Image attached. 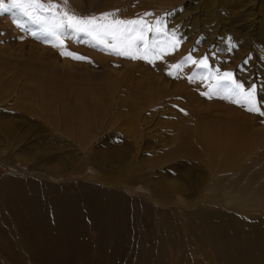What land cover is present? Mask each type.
Returning a JSON list of instances; mask_svg holds the SVG:
<instances>
[{"label": "rangeland", "instance_id": "obj_1", "mask_svg": "<svg viewBox=\"0 0 264 264\" xmlns=\"http://www.w3.org/2000/svg\"><path fill=\"white\" fill-rule=\"evenodd\" d=\"M44 2L48 3V0ZM51 2L65 7L63 0ZM67 8L80 16L112 13L120 19L143 18L153 26L160 20L165 32L169 35L175 33L180 46L174 53L156 58L153 63L112 54L102 46H96L94 41L87 42L86 37L77 40L72 33L62 37L65 45L62 49L54 47V41L46 42L51 37L44 34L43 24L24 9L14 8L0 15V264H33L23 249V230L14 224L3 203L6 194L12 192H4L2 188L11 180L23 181L25 185L28 180L48 181L62 187L70 184L72 189L68 185L64 192L78 198L81 209L87 212L85 215L80 209V218L86 216L83 219L87 222L81 224L89 227L90 236L96 234L91 229L98 208L102 204L106 209L111 208V213L106 212L111 218L107 222L114 224L113 221L118 219L117 224L121 226L132 223L137 232L144 233L133 242L135 249L131 250L132 240L124 245L130 255L146 235L150 239L144 246L149 249L157 246L155 237L159 219L156 216L160 209L162 212L171 211V216L177 219L172 225L177 235H185L181 214L200 207L234 213L243 211L247 215L244 220L251 223L254 214L242 209L243 205L231 199V194L213 195L211 172L216 171L217 175L213 173V176H216L217 184V176L233 171L248 161L246 159L250 161L254 156H260V159L264 156V117L256 114L255 124L245 129L242 136L227 113L230 110L237 115L240 113L247 118V124H251L249 116L253 114L244 107L233 104L209 117V123H216L209 124L210 134L216 139L210 146L216 144V148L206 162V166L211 163L208 169L198 158L196 148L190 147L198 144L193 112L214 114L216 101L222 106L230 101L214 94L203 95L209 91V85L215 84L214 80L203 77L216 73L217 69L219 74L232 72L234 79L246 88L256 85L258 100L264 104V0H68ZM148 36L150 42L167 39L155 32ZM62 51L79 54L87 60L61 55ZM189 54L197 61L207 55L211 73L185 62L184 58ZM176 63H181L182 67L174 71L171 65ZM169 71L174 74L169 75ZM190 76L193 77L191 80ZM3 120L10 123L14 135L7 137L1 130ZM52 126L66 127L67 133L62 138L71 144L58 150L59 157L50 161L49 149L56 148L57 144L50 135L62 134ZM201 133L209 132L204 129ZM188 135L190 146L185 145ZM114 136L119 140H113ZM38 142L44 144L43 156L35 158L30 152L40 145ZM103 144L127 150L124 159L114 162L119 165L117 175L138 168L141 176L134 175V181L126 178L110 180L104 176L111 171L106 170L103 163L90 159ZM62 154L65 155L62 163L66 161L67 170L56 174L48 165L58 163ZM75 158L82 169L79 164L73 168ZM155 179L164 185L172 184L167 188L174 192L171 198L166 199L164 194L155 195ZM191 180L202 182L199 194L194 196H190L193 193L184 186ZM95 181L108 187L97 185L102 195L87 196L90 193L88 188L96 185ZM257 184L254 183L253 187ZM230 185L228 182V187ZM233 185L239 186L237 183ZM90 190L96 191L94 188ZM24 191L30 193L28 188ZM118 201L121 204H117ZM112 204H116V208ZM109 214L116 216L112 219ZM5 215H8L6 221L3 220ZM89 252V256H93V252ZM203 257L195 249L190 260H203Z\"/></svg>", "mask_w": 264, "mask_h": 264}, {"label": "bare ground", "instance_id": "obj_2", "mask_svg": "<svg viewBox=\"0 0 264 264\" xmlns=\"http://www.w3.org/2000/svg\"><path fill=\"white\" fill-rule=\"evenodd\" d=\"M186 81L187 79L184 80V83H186ZM233 104L235 103L232 102L231 104L230 101H226L224 106H222L219 101H216V106L213 109L216 113L214 114L213 112L211 114H202L200 112L195 111L194 113L192 111L193 116L195 117V127L198 131V144L197 146H192L190 148H196V154L199 156L197 157L204 161L206 169L211 166L210 162L206 166L209 155H211L216 148V144L210 146L211 141H216V139L210 134L209 124L214 122L210 121L209 123V117L220 113L222 110H227V107H232ZM237 107L235 108L236 110ZM227 114L231 116L229 120L236 123L237 133L241 136L245 129L251 128L252 125L255 124L253 120L254 116L256 118V113H252L253 115L249 116L250 120H252L251 124H247V118L240 116V113L237 115L236 112L230 110ZM214 117L217 121H220L218 117ZM60 123L56 124L60 126ZM214 125H216V123H214ZM65 128L59 129L57 126H52V129L61 131L62 134L57 133V136L50 135V139H54L55 143H57V149L53 147L49 149L48 154H50V161L59 157V154L56 153L58 150L64 149L65 146L71 144L62 138V135H66L67 133ZM204 129L209 133H201ZM1 130L5 132L7 137L14 135L12 126L6 120L2 121ZM114 138L113 140H119L115 136ZM220 142L223 143L224 141L221 140ZM38 144L40 145L36 147L33 152H30L35 158L43 156L41 152L42 148H44V144L41 142H38ZM185 145L190 146L189 135L185 138ZM121 148L119 146L111 148L108 144L100 145L98 149L91 154L90 159L99 162L100 164L103 163L104 168L106 167V170L109 169L111 171V173L104 175L110 180L126 178L134 181V175L138 177L141 176V170L138 168L133 167L134 169H130V172L128 173L120 172L121 174L119 175L116 173L119 165L116 166L117 163L115 165L114 162L119 159H124V157L127 156V150L124 149L125 151H123ZM232 154L234 153H230L229 155ZM193 157L195 158L196 156ZM8 158L12 159V156H8ZM63 158H65V155L62 154L58 163L53 165L49 163L48 165L56 174L67 170L68 165L66 161L62 163ZM101 159H103L102 162ZM76 160L77 159L75 158L72 162L73 168L79 164L78 166L82 169L80 162H76ZM246 160L248 161L242 162L233 171L217 176V184L215 183L216 176H213V173L216 174V171L213 173L211 172L214 180L211 189L214 196L220 197L223 194H231V199L233 198L235 201H239L240 205H243L242 209L251 210L248 211L250 214H254V217L250 220L251 223L244 220L247 219V215L244 214L245 212L242 213L243 211H240V213H234L232 211L230 212V210H224L225 212L220 211V209L218 211H213L211 209L200 207L192 212L184 211L181 214L183 220L182 223H185L186 227H184L185 235H183V233L177 235L172 229V225H175L177 219L174 218V216H171V211L166 210L165 212L163 210L164 212H162V209H160L156 216V219H159V224H157L158 231L156 237L154 236L157 241V246H155V248L150 247V249L144 246L148 245L150 239L149 236L146 235L143 238V242H140L141 246H138L139 249L137 248L134 250L135 252H131V255L124 245L132 240L131 250L135 249L133 242L136 239H140V236L144 233L137 232L132 223L128 226H121L117 224L118 219L113 221L114 224L107 222V220H110L111 218L106 212H109L111 208L106 209L105 206L102 207L103 204H100L101 208H98L99 213L97 214V211L96 217L94 216L95 223L92 229L90 228L96 234L94 236L88 235L89 227L81 224H85V221L87 222V220L84 221L83 218L86 216L82 213L81 214L84 217L82 219L80 218L81 204L79 199L74 197L73 194L66 195V192H64L68 188V185L71 188L68 183L62 187L63 185L59 186L56 183H49L48 181L28 180L26 185L20 180L7 181L4 183L2 189L4 192L9 191V193H12L9 195L8 193L6 194L3 198V203L6 205L5 210L10 214L9 216L12 217L14 224L17 225L19 230H23L21 238V241L24 243L23 249L33 264H264V212H259V209H264V156L261 157V159L260 156H254L250 161L249 159ZM259 160L263 161L258 162ZM36 163H38V161H36ZM70 165L71 164H69V166ZM120 165L123 164L120 163ZM78 168L79 167L76 169L78 170ZM232 172L235 173L230 177L229 175ZM223 182H225V184ZM228 182L231 183L230 187H228ZM93 183L96 185L91 184L92 186L89 188H94L96 191H91L88 188L90 193L87 196L102 195L101 188L97 185H107L100 184L98 181ZM200 183L191 180L184 185L187 190H190V193H193L190 194V196L199 194V188L201 187ZM236 183L239 186L233 185ZM254 183L258 184L253 187ZM87 184L89 183L87 182ZM153 185L155 195L158 197L159 195L164 194L165 198L169 199L171 198V194L174 193L172 189H167L172 186V184L164 185L160 180L155 179ZM82 187L83 189L85 188L84 186ZM27 188L30 193H24L26 192L24 190ZM162 189L167 190L162 191ZM58 192L60 193L57 194ZM206 192L207 191H205V193ZM228 201L231 202V200ZM98 202L100 203V201ZM117 204H121V202L118 201ZM125 205L124 207H126ZM88 206L89 205H87V207ZM112 206L116 208L117 205L112 204ZM84 212L86 211L83 210V213ZM101 213H103V216ZM3 215L4 214H2V216ZM115 216L116 215L111 216L112 219ZM7 218L8 215H5L3 220L6 221ZM124 240H127V242L124 243ZM176 245H179V247ZM90 248L91 250H89ZM195 249H198L200 255L204 256L203 260H200L199 258L192 261L190 260V256H192ZM89 251L93 252V256L90 255L92 259L89 258ZM208 255L211 256L205 257ZM92 261L97 262L93 263Z\"/></svg>", "mask_w": 264, "mask_h": 264}, {"label": "snow or ice", "instance_id": "obj_3", "mask_svg": "<svg viewBox=\"0 0 264 264\" xmlns=\"http://www.w3.org/2000/svg\"><path fill=\"white\" fill-rule=\"evenodd\" d=\"M65 7L48 0H0V15L11 12L14 8L24 9L26 13L43 24V31L47 37H51L46 42L53 43L54 47L64 48L62 37L66 33H72L77 40L86 37L87 42L94 41L96 46L103 47L105 51L112 54L130 58L144 59L153 63L156 58L162 59L164 55L174 53L180 46V40L175 33L169 35L161 27V21L157 20L155 26L149 25L143 18L120 19L115 18L112 13H103L100 16H80L67 8L68 0H63ZM30 10V11H29ZM48 13V16H41L38 13ZM150 15V14H148ZM155 32L163 34L167 39L152 40L150 42L148 34ZM36 35V33H32ZM61 55H67L76 60H87L79 54L62 51ZM185 62H191L205 70L209 69V58L207 55L198 61L191 54L184 58ZM182 67L181 63L171 65L176 71ZM174 71H169L173 75ZM193 77H189L191 80ZM211 79L215 84L209 85V91L203 93L205 96L218 95L223 99L230 100L246 109L249 113H256L264 117V104L258 100V90L256 85H249L247 88L242 82L233 77L232 72L216 73L203 77ZM183 111V109H181Z\"/></svg>", "mask_w": 264, "mask_h": 264}]
</instances>
